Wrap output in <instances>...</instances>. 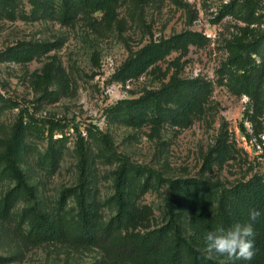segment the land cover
I'll return each instance as SVG.
<instances>
[{"label":"rangeland","instance_id":"obj_1","mask_svg":"<svg viewBox=\"0 0 264 264\" xmlns=\"http://www.w3.org/2000/svg\"><path fill=\"white\" fill-rule=\"evenodd\" d=\"M251 1L253 14L246 0H116L105 11H92L85 0H0V138L10 135L18 118L23 123L15 153L21 180L0 179V197L21 190L10 218L0 219V264H131L96 246H31L16 232L26 209L54 222L61 210L75 221L87 213L99 223L117 214V163L94 128L107 133L119 153L164 177L226 186L252 176L264 181V78L251 98L231 90L227 76V42L264 37V0ZM48 65L51 82L37 85ZM181 79L209 88L185 126L152 123L131 108L115 107ZM165 105L169 113L175 108ZM48 119L59 123L52 155L47 132L40 131ZM35 123L39 131L31 128ZM120 196L130 217L124 232L162 229L184 244L190 261L227 263L216 254L205 258L184 189L130 170Z\"/></svg>","mask_w":264,"mask_h":264},{"label":"trees","instance_id":"obj_2","mask_svg":"<svg viewBox=\"0 0 264 264\" xmlns=\"http://www.w3.org/2000/svg\"><path fill=\"white\" fill-rule=\"evenodd\" d=\"M114 1L116 0H85L92 11L108 10ZM246 1L245 10L253 14L254 3L251 0ZM66 11L69 13V8ZM250 45L254 47L253 52L249 49ZM227 48L229 88L254 98L264 78V37H257L249 42L244 36H234L227 42ZM253 53L259 56L260 62L255 61ZM52 75L53 68L48 65L43 75L36 80L37 85H48ZM208 94L209 88L206 84L198 80L181 79L163 86L158 92L146 93L137 100L121 99L115 107L131 108L138 115L148 117L152 123L169 120L175 126H185L190 116L200 110ZM165 102L174 104L175 108L171 113ZM45 123L49 126L45 130L40 128V131L43 135L45 131L47 132L45 135L49 143L47 152L52 155L55 141L53 136L59 129V123L49 119ZM30 126L33 130L39 131L36 123ZM93 131V135L117 163L114 170V184L119 204L117 214L106 223H99L91 221L87 213H83L82 218L75 221L66 211L61 210L54 222L41 214L32 217L28 214L29 209H26L19 216L16 227L17 234L26 244L38 246L44 243H70L78 246H96L107 256L131 264H215L201 260L190 261L184 244L174 240L165 230L124 232L125 223L130 217L123 207L120 192L128 172L136 170L154 176L159 184L184 189L187 194L188 215L195 229L196 241L200 244H205L206 232L217 227L227 229L235 224L233 217L243 223L250 222L249 213L252 210L259 211L260 215L253 223V229L256 231L253 238L255 250L253 259L231 262L226 256H220L228 260L226 264H264V181L252 176L246 181L226 186L219 180L164 177L153 168L134 163L128 156L119 153L107 133L98 128H94ZM22 134L23 123L22 119L18 118L11 128L10 135L0 138V179L15 176L21 180L15 153ZM78 138V148L82 152L83 137L79 134ZM48 161L52 163L53 158L49 157ZM153 187L143 185L142 189ZM20 195L21 190L15 187L0 197V219L10 218L14 202ZM214 203L218 205L216 213L212 211ZM24 223H27V229L22 228Z\"/></svg>","mask_w":264,"mask_h":264},{"label":"clouds","instance_id":"obj_3","mask_svg":"<svg viewBox=\"0 0 264 264\" xmlns=\"http://www.w3.org/2000/svg\"><path fill=\"white\" fill-rule=\"evenodd\" d=\"M260 212L252 210L247 223H235L225 229L217 227L205 233V258L212 259L214 254L226 256L229 261H250L255 255L253 223Z\"/></svg>","mask_w":264,"mask_h":264}]
</instances>
